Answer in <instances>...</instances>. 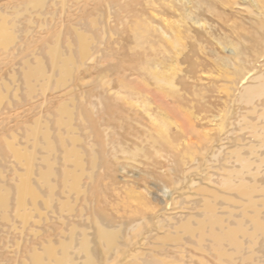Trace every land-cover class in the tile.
Masks as SVG:
<instances>
[{
  "label": "rangeland",
  "instance_id": "rangeland-1",
  "mask_svg": "<svg viewBox=\"0 0 264 264\" xmlns=\"http://www.w3.org/2000/svg\"><path fill=\"white\" fill-rule=\"evenodd\" d=\"M47 12L55 15H46ZM44 23L48 27H43ZM0 28L7 34L0 39V197L9 195L8 210L0 206V264H31L34 253L47 261L48 250L42 249L46 245L57 248L54 255L62 258L63 241L69 242L71 232L79 235L80 228L87 226L92 227L93 251L100 256L97 263L107 264L97 240L95 216L110 226L125 227L132 220L143 222L147 218L141 232L123 229V238L134 236V243L155 231L157 221L165 219L169 212L199 220L197 214L207 208L205 201H215V193L233 194L222 188V172L210 168L220 166L213 160L215 148L228 138L232 140L231 150L238 145H257L264 139V122L258 120L263 109L259 108L258 114L253 112L259 99L246 102L243 97L246 87L264 84V0H0ZM57 45L62 54L55 56ZM88 46L95 59L84 54ZM56 57L75 61H66L73 69L74 91H56L61 75L57 71V77L47 87L39 83L37 93L31 95V87L36 84L33 76L45 77L37 73L41 68L46 69V75L52 74L55 66L51 61ZM84 63L86 68L81 67ZM28 76H32L30 80ZM71 109H75L73 125L85 139L79 147L90 149L92 136L98 150L99 168L93 180L81 176L88 191L79 198L70 191L61 194L64 163L57 124L68 120L64 112ZM35 126L40 132L49 129L60 150L56 159L60 188L56 194L62 202L70 199L76 206L65 223L59 218L61 202L57 201V216L37 215L28 225L16 216V192L30 181L34 155L31 135ZM163 131L174 136V142L189 141L188 146L183 144L185 147L178 149L173 160L165 157L171 150L164 148L163 157L150 146L152 137L157 138ZM138 147L144 152L136 153ZM123 148L128 153H122ZM246 151H241L243 156H248ZM41 155L49 156L45 151ZM86 155V168L92 170V151ZM67 169L77 170L72 164ZM262 171L257 176L245 171L242 183L248 188V197L263 194L254 190L255 186L264 188ZM173 180H180V185L175 186ZM162 184L182 200L184 210L180 205L176 207L170 197H164ZM42 196L45 199L38 205L44 213L47 210L43 200L48 192ZM247 199L244 196V203ZM30 203L27 201L28 211L34 209ZM83 208L90 225L87 219L80 218ZM242 213L250 223L256 215L244 209ZM238 215L242 220L240 212ZM66 217L69 218L67 214ZM181 218L176 217L179 225L186 220ZM260 219L264 225V215ZM158 235L164 233L150 235V242L155 243ZM78 241L79 237L77 245ZM240 241L251 245L244 239ZM135 246L142 247L135 244L130 252L122 248L119 256L112 255L116 260L110 264H143L155 256L167 257L169 264H221L212 248L206 254L193 246L185 252L151 251L148 247L143 248L148 253L134 259L138 254ZM235 262L264 264V239L254 251L240 255Z\"/></svg>",
  "mask_w": 264,
  "mask_h": 264
},
{
  "label": "bare ground",
  "instance_id": "bare-ground-1",
  "mask_svg": "<svg viewBox=\"0 0 264 264\" xmlns=\"http://www.w3.org/2000/svg\"><path fill=\"white\" fill-rule=\"evenodd\" d=\"M46 15L53 16L55 14L51 12L50 13L47 12ZM42 25L43 27H48L47 23L46 24L44 23ZM4 35L7 36L6 32L0 28V39H1V36H4ZM89 46L87 49L83 48L84 54L93 55L95 59V54L90 51ZM59 48L60 46L57 45L56 50L54 51L55 56L60 55V53L62 54ZM36 60H38L37 62L40 63L42 67H45V64L43 62L41 61L39 62L40 59H36ZM67 60L73 63L75 62L73 59L72 60L67 59ZM67 60H58L57 57L54 58L51 61V64L54 65L55 67L52 70V74H49V75H46L47 72L45 68H41L37 73L45 77L33 76L35 78L36 84L35 86L31 87L32 88L31 95L34 93H37L38 89L36 87L39 83L47 87L52 81V79L57 77L55 74L57 71H59L61 75H58L59 77L57 81L58 83L56 86V91L62 89L63 91L67 90L69 94L72 93L74 91L71 88L74 82L73 75H72L73 69L68 66L70 62H66ZM24 63L27 64V62L25 61ZM59 65H62V67H59ZM81 67L86 68L85 63ZM31 77L32 76H28L26 79L29 78L30 80ZM78 80L80 81L82 80V78L78 77ZM243 97H244V100H246V102H253V100L257 98L259 99V102L255 104L253 107L254 108L253 112L257 113L259 112V108L261 110L263 109L262 112L259 114L258 120L261 119L264 122V100H263L264 84L246 87L245 94ZM74 111L73 109H71V110H66L64 112L65 118L68 117V120H65V119L59 120V123L57 124L58 129H59L57 138L59 141L58 145L60 146L62 150L61 156H62L63 163H64V170L62 174L63 182L61 183V186H62L61 194L67 195L66 192L70 191L71 193L79 195L78 196L79 198L81 195H87V191H88L87 190L88 186L83 185V182L81 181V176L82 177L89 176V178L93 180V178L95 177V176L93 177V175L94 173H96L95 171L97 167L99 168V166L96 163L98 160V154H97L98 150L96 151L97 145L92 142L93 140L91 136L90 143L92 144L89 143L90 149L88 150L92 151V154L94 156L93 158L94 163H93L92 170H87L86 168V163H85L86 158L85 157H87L86 154L88 150L86 151L84 150L85 148L79 147L80 144H82L85 141V139L81 136V134H79L78 128H76L73 125V120L75 117L73 113ZM246 120H249V119H246ZM168 124L164 123L163 125L168 126ZM252 125L254 126V124ZM44 127L49 128V125L48 126L45 125ZM38 129L39 128L36 126L33 127L32 129L33 133L31 135V141H32L31 144L34 149V155L31 156L30 181L29 183L22 184V186L19 187L20 189L17 190L16 192L17 201H19L17 205V209H16L17 210L16 216L18 219H21V221L23 220L24 224L26 225L30 223L31 219H35L37 215H39L41 218H43L44 216L48 217L49 213L50 215L57 216L56 215L57 213L55 212L56 211L55 207L58 205V204H55V202L57 201L59 203L61 202L59 204L60 213H61L59 218L65 223L66 219L70 221L71 213H74L76 206L75 205L72 206L73 204L70 202V199H67L65 200V202H62L64 200H61V197L59 198L57 197V194H58L57 191L59 190L60 187L58 186V183H57L59 175L56 170V168L58 167V162L56 159H58L60 150L59 148L57 149V145L52 140V132L49 129H45L46 131L44 132H40ZM208 130H206V134L208 133ZM171 136L172 135H169L167 131L166 133L163 131L157 138L152 137V139L150 140L151 142L150 146L153 147L152 149H154L157 154L160 153L161 156L163 157L165 156L164 148L171 150L170 154L167 155L168 154L167 153L165 157L169 156L168 158H172L173 160V158L176 157V153H178L177 152L178 149L180 147H183L184 145L188 146L189 141H187L188 139H186L185 141H181V142L177 141L178 142L177 143L173 141L174 138L172 137L174 136L172 137ZM237 139L238 141H240V137H237ZM231 141L232 140L228 138L226 141H222V143L219 146H217L214 151L212 150L213 160H215L216 162H219L220 166L212 165L210 166V168H213V169L218 168L219 172H222L221 176L224 178V181L222 185L223 187L222 186L221 187L227 191L233 192L234 195L233 194L231 195L221 194L220 195L218 193H215V201L212 202L211 200V202L209 203L208 201L210 200L205 201V203L207 202L206 204L207 208L204 209V211L200 210L202 213L197 214V216L200 217L199 220H196L195 216L188 218V216L186 215L184 216L175 211H173L174 215H172V213L169 212V214L165 216V219H159L157 221V227L155 229L156 232L154 230L150 231V233L144 238H142V241L138 243H134L136 239L134 236H130V235L126 236L127 237L126 242L122 243L121 240L126 238V237L123 238L124 236L123 229L127 228L126 232L128 230L131 232L132 230L141 232L143 230L142 223L144 221H147V218H143V222L141 220L133 222L132 220L133 223L131 222L130 225L128 224V227H125L124 226L125 224L124 225L121 224L118 226H112V225L110 226L102 218L95 216V221L93 224L97 229V240L99 244L101 245V253L103 254V256H105L104 262L107 264H110L111 262L116 260V258H113L112 255L119 256L122 248L128 249V252H130L133 250V247L135 244L136 245L141 244L142 247L138 249L135 246L137 248L138 254H135L134 255L135 257L133 256L134 259L139 257V255H144L148 253L144 251L143 248L148 249L149 247L151 248V251L161 250V251L167 252L168 250L173 249L179 252L180 251L185 252L188 246L189 247L193 246L196 249H198L200 252L206 253V254L210 253V248H212L214 252H217L218 261L221 264H226V263L228 264V262H233L234 264H236L235 260L238 259L240 255H243L246 252L250 254L251 251H254L259 246V241H261V239L262 240L264 239V225L260 219L261 216L264 215V197H263L264 188L260 189L258 186H255V188L254 186H252L255 190V193L260 192L261 194L262 193L263 194L260 196H256V198H253V196H250V195L248 197V191L247 190L245 191V189H248V188H245L246 184L242 183V179H243L244 174L246 173L245 171H248V173H254L256 176L257 174H261V172H263L262 170L264 169V139H262L260 143L257 145L255 144H251V145L245 144L242 146L238 145L235 150H231L232 148L230 149ZM157 146H159V148H157ZM116 149L117 148L114 147V150ZM246 149H248L249 151L248 156H243L244 153L242 154L241 151H244ZM43 151L48 153L49 156L43 157L41 155ZM138 151L139 153L140 152L142 153L144 152V149L138 147L136 153H138ZM122 153H128V150L126 148H123ZM136 153L134 154L135 156H136ZM130 155H129V158L134 157L132 155L130 157ZM50 156H53V157H50ZM52 158L53 159L55 158L53 163L50 162V159ZM221 160H224L225 163H221ZM232 160H233V163H232ZM45 162L47 164V169L43 170L45 166ZM69 164L75 165L77 170L75 171V170L67 169V165ZM231 164H232V167L229 166ZM178 181L180 180H173V184L175 186H179L180 183ZM205 181L213 185L216 184L210 178H205ZM192 184L193 183H191V185ZM162 185H163L162 188H163L164 197L165 198L170 197L173 200L172 202H174L176 207L180 205L181 206L180 209H183L182 207L184 203L182 202V200L181 201L177 200V198L174 197L173 190H171L166 184H162ZM203 190H209V189L207 187H204ZM45 191L46 193L48 192V196L46 200H43V204L47 212L43 213L38 205V202H41L42 199L44 198L42 194L45 193ZM8 196L9 195L7 196L4 195L3 197H0V206L2 207L1 209L8 210L9 208V203L7 201ZM244 196L248 198L247 202L245 203H244L245 201ZM27 201L31 202L30 205L34 207L33 210L28 211ZM221 201L222 203H220ZM89 204L90 203H88L87 201L86 206L88 207ZM243 209L248 210V211L249 210L253 211L254 214H256L255 218L251 221V223L247 221V217L242 213ZM174 210H176V208ZM218 210H222V211L220 212ZM31 212H33V214ZM239 212L241 213V218L243 217L242 220H238V218L240 219V216L238 215ZM66 214L69 218L66 217ZM177 216L180 218L186 217V220L185 221L183 220V223L179 225L176 222ZM5 218H7V214L5 215ZM80 218L85 219V220L87 219L85 222L89 223V218L86 216L85 208L82 209ZM233 224H235V226H233ZM250 224H252L253 226L251 227ZM158 231L163 232L164 235L163 236L158 235L157 239H155L156 240L155 243L150 242V238H151L150 235H154ZM91 232H92L91 226L80 228L79 235L76 234V231L71 232L69 236L70 241L69 242L63 241V243L65 244H61L60 246L61 253L63 254L62 258H58L54 255V251H57V248H55L53 245L52 246L46 245L42 249L48 250V253H49L48 260L46 261V259L43 256H41L38 253H34L31 256V259H32L31 264H98L97 262L100 256L98 255L97 251L96 252L93 251L94 244L91 241L92 239V236L90 234ZM77 237H79L80 239V241H78L80 242L79 245L75 243V240ZM240 239H244L247 242H250L251 245L249 244V247H248L245 245L246 243L242 244ZM192 242H195V243H192ZM257 258L258 257H256L255 261H257ZM156 262H158L159 264H169V262L167 261V257H158V256H155L153 260L151 261L149 259L147 262L145 261V263L144 262L142 263L143 264H155Z\"/></svg>",
  "mask_w": 264,
  "mask_h": 264
}]
</instances>
